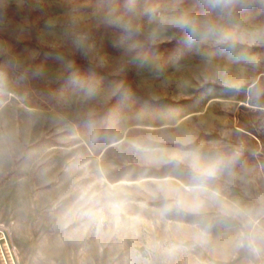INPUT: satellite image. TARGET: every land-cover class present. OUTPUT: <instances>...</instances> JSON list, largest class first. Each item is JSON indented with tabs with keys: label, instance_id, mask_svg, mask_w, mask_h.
<instances>
[{
	"label": "rangeland",
	"instance_id": "374dc122",
	"mask_svg": "<svg viewBox=\"0 0 264 264\" xmlns=\"http://www.w3.org/2000/svg\"><path fill=\"white\" fill-rule=\"evenodd\" d=\"M0 221L20 264H264V0H0Z\"/></svg>",
	"mask_w": 264,
	"mask_h": 264
},
{
	"label": "built area",
	"instance_id": "2783aa9c",
	"mask_svg": "<svg viewBox=\"0 0 264 264\" xmlns=\"http://www.w3.org/2000/svg\"><path fill=\"white\" fill-rule=\"evenodd\" d=\"M0 264H20L8 224L0 221Z\"/></svg>",
	"mask_w": 264,
	"mask_h": 264
}]
</instances>
